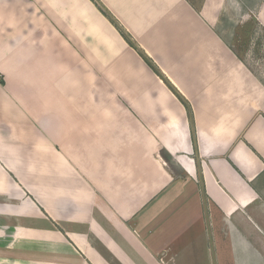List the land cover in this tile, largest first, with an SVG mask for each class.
Here are the masks:
<instances>
[{
    "label": "crops",
    "instance_id": "0c3cea01",
    "mask_svg": "<svg viewBox=\"0 0 264 264\" xmlns=\"http://www.w3.org/2000/svg\"><path fill=\"white\" fill-rule=\"evenodd\" d=\"M217 14L0 0V264L34 237L41 264H173L188 246L153 223L187 189L264 254V76Z\"/></svg>",
    "mask_w": 264,
    "mask_h": 264
},
{
    "label": "rangeland",
    "instance_id": "374dc122",
    "mask_svg": "<svg viewBox=\"0 0 264 264\" xmlns=\"http://www.w3.org/2000/svg\"><path fill=\"white\" fill-rule=\"evenodd\" d=\"M192 1L195 6L202 7L203 5L205 10L210 13L214 11L217 14L219 11V15L217 14L219 31L223 33L227 41L236 46L242 54V58L250 62L257 73H262L264 76V0ZM250 50L251 53L249 54L248 51ZM161 154L166 159L165 152L161 150ZM172 164V162L167 161L166 167L174 168L175 164L173 166ZM200 212L202 217L199 220L198 214ZM209 214L210 209L199 208L196 192L187 189L155 219L153 226L160 228L169 226L172 231L170 243H174L173 240H178L177 247H179L182 240L188 246L187 250H183L180 254H166L172 257L173 264H264V254H249L248 252L233 254L232 237L223 233V229L226 232L229 231L230 234L232 233V220H223L222 224L219 219L216 223L215 221L212 223ZM37 216L34 221L40 223L43 216ZM39 248L34 237V254H7V262H12V264H15V261H17L16 264L19 261L20 264H41L42 260L46 262L44 258L48 255L37 254ZM242 250L248 251L250 247L248 244H243ZM53 255L56 256V254ZM101 255L106 257L110 263L109 254ZM51 256L49 254V257Z\"/></svg>",
    "mask_w": 264,
    "mask_h": 264
}]
</instances>
